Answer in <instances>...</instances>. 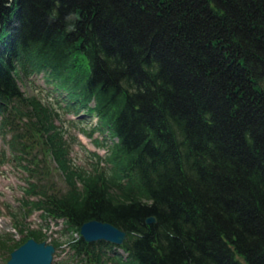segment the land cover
<instances>
[{
	"label": "trees",
	"instance_id": "16d2710c",
	"mask_svg": "<svg viewBox=\"0 0 264 264\" xmlns=\"http://www.w3.org/2000/svg\"><path fill=\"white\" fill-rule=\"evenodd\" d=\"M17 55L121 138L139 190L80 221L135 232L142 264H264V0H0V98Z\"/></svg>",
	"mask_w": 264,
	"mask_h": 264
},
{
	"label": "water",
	"instance_id": "95a60500",
	"mask_svg": "<svg viewBox=\"0 0 264 264\" xmlns=\"http://www.w3.org/2000/svg\"><path fill=\"white\" fill-rule=\"evenodd\" d=\"M153 220H154L153 218H150L149 222ZM39 250L41 249H36L35 251L25 252L20 249L17 252H15L14 258L9 264H32V262L40 255L41 252Z\"/></svg>",
	"mask_w": 264,
	"mask_h": 264
},
{
	"label": "rangeland",
	"instance_id": "374dc122",
	"mask_svg": "<svg viewBox=\"0 0 264 264\" xmlns=\"http://www.w3.org/2000/svg\"><path fill=\"white\" fill-rule=\"evenodd\" d=\"M35 82L38 84L41 83L39 79H37V81H35ZM32 84H34V83H32ZM23 87L28 90L29 94H35V90L33 89V86L28 81L24 80V86ZM84 140L87 142V144L89 146L92 145V142L88 138H84ZM80 155H81V153H80ZM2 232L5 233V226H4V229L2 230ZM0 264H5V259L1 256H0Z\"/></svg>",
	"mask_w": 264,
	"mask_h": 264
}]
</instances>
